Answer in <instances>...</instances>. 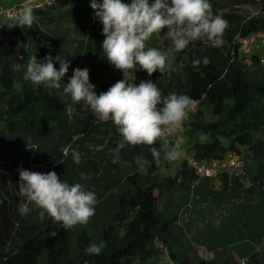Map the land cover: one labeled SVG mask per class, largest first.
Wrapping results in <instances>:
<instances>
[{"label": "trees", "instance_id": "16d2710c", "mask_svg": "<svg viewBox=\"0 0 264 264\" xmlns=\"http://www.w3.org/2000/svg\"><path fill=\"white\" fill-rule=\"evenodd\" d=\"M238 2L259 3L260 10L245 15L231 7L224 10L227 5L221 0H210L213 15L228 22L221 47L191 42L174 54L164 74L157 70L150 76L164 96L175 92L195 101L183 123L190 154H183L180 167L168 174L161 169L163 152L181 134L154 145L161 151L159 164L150 146L129 144L114 164L109 149L123 139L115 124L98 120L82 102L74 104L61 95L75 68L103 55V24L94 15L91 0H40L33 9L32 28H10L13 20L9 18L0 23V264H165V252L185 264H235L229 255L201 253L194 247L199 238H191L187 231L190 219L177 222L183 206L191 201L190 214L200 198L196 192L200 178L219 180L223 196L240 192L259 196L252 206L242 204L217 227L209 226L203 245L216 249L238 243L246 247L245 264H264V252L256 249V243L264 241V62L254 49L247 63L238 39L264 29V0ZM24 44L29 45L18 47ZM162 45L172 47L167 36ZM48 54L70 62L60 90L24 79L30 57L43 60ZM205 57L210 60L207 65ZM195 59L201 60L197 67H193ZM14 64L22 65L19 71L13 70ZM93 64L98 67L99 62ZM55 67L59 69V61ZM136 74L149 76L143 69L133 71ZM112 85H96L95 91L99 94ZM69 104L76 110L71 118L66 111ZM74 151L81 154L79 164L73 160ZM231 151L243 161L241 175L225 170L214 177H199L187 162L191 155L213 159ZM138 155L150 162L143 172L136 164ZM34 164L45 166L44 173L55 171L70 185L79 183L96 194L95 215L87 225L65 230L47 213L41 221L32 204L27 216L20 214V204L27 201L19 194L17 169ZM247 177L251 181L241 190ZM175 186L188 189L185 202L161 205V193ZM211 186L209 193L214 190ZM52 231L58 234L49 235ZM101 241L107 246L99 255L86 254L88 246Z\"/></svg>", "mask_w": 264, "mask_h": 264}, {"label": "clouds", "instance_id": "9594fccd", "mask_svg": "<svg viewBox=\"0 0 264 264\" xmlns=\"http://www.w3.org/2000/svg\"><path fill=\"white\" fill-rule=\"evenodd\" d=\"M91 7L95 10V17L103 24V54L116 69L123 72V79L97 94L96 85L90 82L89 69L77 67L69 82L63 84L61 95L69 96L74 104L82 102L98 120H111L115 124L123 139L117 147L109 149L112 163L120 161L121 150L129 144L150 146L151 156L159 164L161 151L154 145L165 137L168 127L173 130L181 128L195 101L186 94L175 92L164 96L152 80L136 84L132 73L143 69L149 76L157 70L164 74L171 67V57L194 41L221 47L228 22L219 15H213L210 0H130L127 3L125 0H91ZM33 13V8L25 5L8 26L32 28L36 19ZM165 29L172 47L167 52L148 47L147 42L153 34ZM28 45L18 47L27 48ZM55 61L60 62L59 69L55 67ZM200 63V59H195L193 67ZM209 63V58H203V64ZM69 65L70 62L61 56L54 59L48 54L43 60H38L33 55L26 64L24 79L50 90H60ZM21 67L20 64L12 66L14 71H19ZM66 111L71 118L76 110L69 104ZM204 139L200 137L202 142ZM185 143L186 138L178 136L174 144L165 149L164 159L178 161L184 154ZM64 155H68L67 150ZM72 157L76 164L81 163L79 152L74 151ZM149 163L143 155L136 157L141 172ZM19 175V194L27 201L18 208L21 215L27 216L29 204H32L39 210L41 221L47 213L55 224L65 230L87 225L95 215L97 196L92 191H85L81 184L70 185L55 171L42 173L20 169ZM57 234L52 231L49 235L54 237ZM106 246L103 241L92 243L85 251L88 255H99Z\"/></svg>", "mask_w": 264, "mask_h": 264}, {"label": "rangeland", "instance_id": "374dc122", "mask_svg": "<svg viewBox=\"0 0 264 264\" xmlns=\"http://www.w3.org/2000/svg\"><path fill=\"white\" fill-rule=\"evenodd\" d=\"M16 0H0L1 4H9L11 2H15ZM222 2L226 3V7H224V10H227L229 7L238 9V11L242 14L248 15L250 13H254L256 11L259 12L260 4L256 2H246V3H239L238 0H221ZM222 10V9H221ZM6 18L1 17L0 23H2ZM166 36V29L160 33L153 34V36L150 38V40L147 42L148 47H155L158 50H163L164 52H167L169 49H166L162 45V40ZM254 48L264 56V39H257L254 43ZM172 58V57H171ZM93 62H99L98 67L93 64ZM90 65V66H87ZM83 68L89 69L90 74V82L97 85V86H108L109 83H115L118 80L123 79V72L121 70H118L115 68L113 64H111L107 58L104 56V54L99 58L95 59L93 61H88L86 64H84ZM120 73V77L116 76V73ZM133 81H135L136 84H139L140 81L144 80H152L150 76H143V75H132ZM70 78V77H69ZM207 112V111H206ZM208 115V112H207ZM186 125L182 124L181 128L179 130H176L174 133L181 134L185 137V130ZM176 140V139H175ZM175 140L172 144H174ZM172 146V145H171ZM168 146H165V149L168 148ZM184 149V155L190 154L189 151V141H186V143L183 146ZM183 157V156H182ZM182 157L175 162H169L166 164L165 162L167 160L164 159V152H163V163L161 166L162 172L164 174L168 173H174L176 172V169H178L181 165ZM20 169L30 170V171H38L44 173L45 166L43 165H30L26 167H21L17 169L19 171ZM250 178H243V183L240 185L241 190L243 189V185H248L250 183ZM199 182V189L196 190V192L200 195V198L195 201L194 208L190 211L189 219L190 224L186 226L188 229L189 236L191 238L197 237L199 238V241L195 242V246L201 253L212 256L216 255L218 256H224L229 255L232 256L235 259V262H239L242 257L245 256L244 253H246V247H243L242 245L235 243L232 247L225 246V247H217L216 249H212L209 247V244L206 246L203 245L201 242V239L204 237V233L206 229H208L209 226L211 227H217L216 224V216L215 214L222 210L223 208H227L229 211V215L232 213H235L237 208L242 205L246 204L247 206H252L256 199L259 198L258 195L250 196L248 193H239L238 195H225L223 196L219 191L221 184L220 181L217 180L214 182V180L209 181H202V178L198 179ZM213 184V186H211ZM213 187V192H208V187ZM188 189L187 188H181V187H171L166 188L160 195V204L164 205L167 202L171 201L172 203H184L187 196H188ZM232 199H236L237 202L235 204H230ZM228 216L223 217V221L228 219ZM208 218L209 223L205 224L204 219ZM256 249L259 250L261 253L264 252V241H260L256 243ZM168 258L167 253H163L162 255V262H165Z\"/></svg>", "mask_w": 264, "mask_h": 264}, {"label": "built area", "instance_id": "2783aa9c", "mask_svg": "<svg viewBox=\"0 0 264 264\" xmlns=\"http://www.w3.org/2000/svg\"><path fill=\"white\" fill-rule=\"evenodd\" d=\"M40 0H19L17 2H11L9 4H1L0 5V18L3 16L5 18L12 19L18 13L23 10L25 5L34 7L39 4ZM49 1V0H48ZM255 14L258 11L254 12ZM264 39V29H257L253 31L251 34L246 36H239V49L241 54L245 56V61L247 63L251 62L250 56L254 50V43L257 39ZM261 61L264 62V56L261 58ZM195 107V106H194ZM193 107V108H194ZM192 108V109H193ZM186 119V118H185ZM185 121V120H184ZM184 123V122H183ZM176 130H173L171 127H168L165 133L166 141L169 140V137L174 134ZM188 165L192 167L199 175V177H214L217 176L220 172L228 170L236 175H241L244 173V164L241 159L237 156V154L233 151L228 152L224 157L221 158H213V159H198L196 156H188L187 158ZM192 196H194V192H192ZM195 197H198L196 195ZM237 202L236 199H232L230 204H234ZM189 207H191V201L187 202L183 208L181 209L177 222L179 224H183L184 221L189 219ZM229 211L227 208H223L219 212L215 214L216 216V224H219L223 217L228 216ZM205 224L209 223V219H204ZM247 260V256H244L240 259L239 262L235 264H245ZM165 264H185L178 262L172 258H167Z\"/></svg>", "mask_w": 264, "mask_h": 264}, {"label": "crops", "instance_id": "0c3cea01", "mask_svg": "<svg viewBox=\"0 0 264 264\" xmlns=\"http://www.w3.org/2000/svg\"><path fill=\"white\" fill-rule=\"evenodd\" d=\"M255 49V48H254ZM256 50V49H255ZM175 134H178V133H175Z\"/></svg>", "mask_w": 264, "mask_h": 264}]
</instances>
